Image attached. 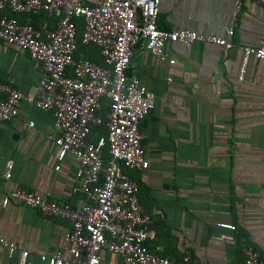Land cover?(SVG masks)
Listing matches in <instances>:
<instances>
[{
  "label": "crops",
  "instance_id": "0c3cea01",
  "mask_svg": "<svg viewBox=\"0 0 264 264\" xmlns=\"http://www.w3.org/2000/svg\"><path fill=\"white\" fill-rule=\"evenodd\" d=\"M32 22L37 29L53 28L45 14L32 15ZM263 24L264 6L252 0H244L237 14L230 0H160L161 29L225 37L234 47L168 44L172 66L139 46L133 50L127 74L155 101L140 124L149 165L132 176L140 203L157 223L156 243L170 259L188 255L191 264H243L239 238L244 236L264 264V60L249 57L239 80L241 47L257 44ZM228 26L232 37H226ZM41 73L25 52L0 42V79L24 96L18 116L0 126V237L29 250L31 264H45L43 254L68 250L69 223L14 201L3 207V198L21 188L73 207L83 202L72 194L74 160L67 156L55 169V116L33 102ZM8 161L10 179L4 176ZM19 257L0 247V264H18ZM100 264L122 260L103 251Z\"/></svg>",
  "mask_w": 264,
  "mask_h": 264
},
{
  "label": "built area",
  "instance_id": "2783aa9c",
  "mask_svg": "<svg viewBox=\"0 0 264 264\" xmlns=\"http://www.w3.org/2000/svg\"><path fill=\"white\" fill-rule=\"evenodd\" d=\"M230 1L237 14L244 0ZM252 1L264 6V0ZM159 6L160 0H101L94 5L83 0H0V42L40 64L42 73L33 102L55 116V169L70 156L77 180L72 194L83 197L78 207L21 188L3 198V207L14 201L69 223L64 237L68 250L41 255L45 264H100L103 251L118 255L122 264H191L188 255L174 260L161 253L150 212L139 201L140 187L132 172L149 165L141 146L140 124L154 108L155 97L127 72L138 46L172 66L175 59L166 51L168 44L188 47L201 42L226 50L234 45L225 37L189 29H161ZM35 14H45L53 28L37 29L32 22ZM20 15L25 16L24 21L19 20ZM76 20L83 24L81 44L97 48L103 65L85 56L76 58ZM225 34L232 37L233 27L225 28ZM241 50L239 80H243L249 57L264 60V24L257 44ZM103 98L109 100L104 122L100 115ZM23 99L20 91L0 79V126L18 116ZM102 124L106 134L93 140L92 130ZM12 167L11 161L6 162V179L11 178ZM218 226L235 230L231 224ZM0 247L10 254L19 252L18 264H31L29 250L2 237ZM239 250L243 264H263L244 236L239 238Z\"/></svg>",
  "mask_w": 264,
  "mask_h": 264
},
{
  "label": "trees",
  "instance_id": "16d2710c",
  "mask_svg": "<svg viewBox=\"0 0 264 264\" xmlns=\"http://www.w3.org/2000/svg\"><path fill=\"white\" fill-rule=\"evenodd\" d=\"M75 24H76V38H77V42H78V50L76 53V58H78L80 56H85L86 58L92 60L93 62H95L99 65H103V60L101 59V57L99 55V51L97 48H95L93 46H86V45L81 44V35H82V31H83V24H82L81 20H76ZM108 105H109V100L107 98H103L102 99V109L100 111V115L103 119L102 120L103 122L106 120ZM105 134H106L105 124H102V126L92 130L90 137L93 140H95V139H97L98 136L105 135ZM107 159H108L107 150H105V154L103 157L104 162H106ZM153 225H154V228H155L157 235H159L157 223L153 222Z\"/></svg>",
  "mask_w": 264,
  "mask_h": 264
}]
</instances>
